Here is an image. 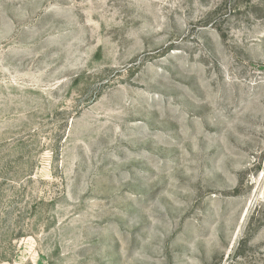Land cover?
I'll return each mask as SVG.
<instances>
[{"label":"rangeland","instance_id":"rangeland-1","mask_svg":"<svg viewBox=\"0 0 264 264\" xmlns=\"http://www.w3.org/2000/svg\"><path fill=\"white\" fill-rule=\"evenodd\" d=\"M0 264H264V0H0Z\"/></svg>","mask_w":264,"mask_h":264}]
</instances>
